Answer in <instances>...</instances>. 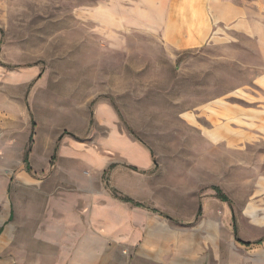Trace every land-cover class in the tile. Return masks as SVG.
Returning <instances> with one entry per match:
<instances>
[{
    "label": "crops",
    "instance_id": "obj_1",
    "mask_svg": "<svg viewBox=\"0 0 264 264\" xmlns=\"http://www.w3.org/2000/svg\"><path fill=\"white\" fill-rule=\"evenodd\" d=\"M106 1L91 8L109 15L111 47L128 52L132 43L140 50L138 43H155L181 51L257 42L240 54L259 59L246 66L251 81L187 116L189 130L211 146L203 149L209 160L190 169L194 177L164 178L145 144L114 129L87 148L85 160L95 170L122 162L117 171L155 177L130 178L111 194L98 179L50 182L47 195L29 197L27 243L17 241L20 222L0 225V264H264V0ZM104 109L99 118L114 120ZM41 202L43 216L34 210Z\"/></svg>",
    "mask_w": 264,
    "mask_h": 264
},
{
    "label": "rangeland",
    "instance_id": "obj_2",
    "mask_svg": "<svg viewBox=\"0 0 264 264\" xmlns=\"http://www.w3.org/2000/svg\"><path fill=\"white\" fill-rule=\"evenodd\" d=\"M44 1L0 0V225L20 222L17 241L23 243L29 197L47 195L50 182L55 188L59 180L98 179L111 194L130 178L135 184L154 176L117 171L122 162L95 170V162L85 160L87 148L114 129L145 144L164 178L194 177L191 170L209 160L203 149L211 146L189 130L187 116L250 82L246 66L259 60L240 56L257 48L246 40L181 51L155 43H138L140 50L132 43L127 52L111 47L109 15L91 8L98 0ZM104 108L114 120L99 118ZM44 206L36 214L43 216Z\"/></svg>",
    "mask_w": 264,
    "mask_h": 264
},
{
    "label": "trees",
    "instance_id": "obj_3",
    "mask_svg": "<svg viewBox=\"0 0 264 264\" xmlns=\"http://www.w3.org/2000/svg\"><path fill=\"white\" fill-rule=\"evenodd\" d=\"M32 139H33V134L30 135V140L32 141ZM24 160H25V162L27 164V168L30 169V164H29V151L28 150L26 152V156H25ZM214 188L217 190L218 194H221L222 197H225L224 195H222V192H221V190H220V188L218 186H215ZM115 194H117V193L115 192ZM119 198L122 199L123 201H133V203H135L138 206L143 205L140 202H137L135 200H132L129 196H126V195H120Z\"/></svg>",
    "mask_w": 264,
    "mask_h": 264
}]
</instances>
